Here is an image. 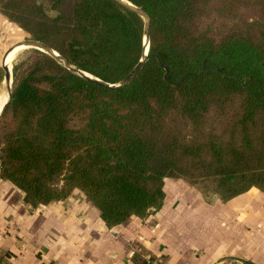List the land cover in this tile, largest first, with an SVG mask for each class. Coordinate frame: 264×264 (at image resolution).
Returning a JSON list of instances; mask_svg holds the SVG:
<instances>
[{"label":"trees","instance_id":"obj_1","mask_svg":"<svg viewBox=\"0 0 264 264\" xmlns=\"http://www.w3.org/2000/svg\"><path fill=\"white\" fill-rule=\"evenodd\" d=\"M126 1L150 18L149 58L126 86L35 49L14 67L0 179L31 209L79 190L109 228L156 212L167 179L205 200L264 194V0ZM0 13L110 85L144 51L142 18L116 0H0Z\"/></svg>","mask_w":264,"mask_h":264},{"label":"crops","instance_id":"obj_2","mask_svg":"<svg viewBox=\"0 0 264 264\" xmlns=\"http://www.w3.org/2000/svg\"><path fill=\"white\" fill-rule=\"evenodd\" d=\"M20 31L0 13V66ZM163 192L156 212L109 228L79 190L31 209L0 179V262L13 256L19 264H134L143 251L145 264H264L263 193L205 200L173 179Z\"/></svg>","mask_w":264,"mask_h":264},{"label":"water","instance_id":"obj_3","mask_svg":"<svg viewBox=\"0 0 264 264\" xmlns=\"http://www.w3.org/2000/svg\"><path fill=\"white\" fill-rule=\"evenodd\" d=\"M119 4H121L122 6H124L125 8L135 12L138 16H140L144 22V28H143V45H144V51L142 54V57L140 59V61L138 62V64L134 67V69L119 83L117 84H113L110 85L108 83L102 82L97 78H94L93 76L73 67L72 65H70L68 63L67 60H65L64 58H62L56 51L52 50L51 48L47 47L46 45H44L41 42L38 41H34V40H30V39H26L23 40L21 42H19L20 44L24 45L27 48L30 49H35L38 50L40 52H43L49 56H52L53 58H55L60 64L63 65L64 68H66L67 70L71 71L72 73L78 75L79 77L90 81L92 83L98 84L100 86L112 89V90H117L120 89L124 86H126L127 84H129L141 71V69L143 68L145 62L148 60L149 55H148V51H149V24H150V18L149 16L142 11L141 9L135 7L134 5H132L131 3H129L126 0H116ZM18 44V43H17ZM15 44V45H17ZM14 46V45H13ZM12 46V47H13ZM9 48L7 51H10ZM7 53V52H6ZM0 69H2V71L4 72V81L6 83H11L8 86L7 89V101L6 103L3 105L1 112H0V118L3 116L7 105L10 103L11 98H12V75L11 73L4 67V66H0Z\"/></svg>","mask_w":264,"mask_h":264},{"label":"rangeland","instance_id":"obj_4","mask_svg":"<svg viewBox=\"0 0 264 264\" xmlns=\"http://www.w3.org/2000/svg\"><path fill=\"white\" fill-rule=\"evenodd\" d=\"M250 14H252V12H248V13H246V15H248L249 17H250ZM16 26V25H15ZM17 27V26H16ZM18 28V27H17ZM20 29V28H19ZM21 30V29H20ZM21 32V38H20V41H18L17 43H19V42H21V41H23V40H26V39H28L27 38V35L21 30L20 31ZM17 43H15V44H17ZM15 44H13V45H15ZM12 45V46H13ZM11 46V47H12ZM7 52V51H6ZM6 52H5V54H6ZM4 55V54H3ZM2 55V56H3ZM35 58V56H34V54L32 53V49H30V48H27V49H25V50H23V51H20L19 53H18V55L16 56V58L14 59V61H13V63H12V66H11V68H10V70H11V75H12V88L14 87V77H13V72H14V67L15 68H17V70H18V74L20 75H23L26 71H27V69H28V67H29V65L31 64V62L33 61V59ZM3 76H4V72L2 71V69H0V77L3 79ZM3 82V81H2ZM2 93V95H1V97H0V100H2V97L3 96H5L6 98H7V88H6V85H5V81L3 82V83H1V85H0V94ZM3 117V116H2ZM1 117V118H2ZM1 118H0V120H1ZM212 198H214V197H212ZM211 198V199H212ZM210 199V200H211Z\"/></svg>","mask_w":264,"mask_h":264},{"label":"bare ground","instance_id":"obj_5","mask_svg":"<svg viewBox=\"0 0 264 264\" xmlns=\"http://www.w3.org/2000/svg\"><path fill=\"white\" fill-rule=\"evenodd\" d=\"M27 49V47H25L24 45L18 43L17 45H14L12 47V49H10V51L7 52L6 56H5V59H4V67L11 73V66H12V63L14 61V59L16 58V56L18 55V53L20 51H23ZM11 83H6L5 82V85H6V88L8 89V86L10 85ZM7 101V98L5 96L2 97V102L1 105H0V112H1V109L3 107V105L6 103Z\"/></svg>","mask_w":264,"mask_h":264},{"label":"built area","instance_id":"obj_6","mask_svg":"<svg viewBox=\"0 0 264 264\" xmlns=\"http://www.w3.org/2000/svg\"><path fill=\"white\" fill-rule=\"evenodd\" d=\"M0 264H19L18 260L16 257H10L8 258L5 262H0Z\"/></svg>","mask_w":264,"mask_h":264}]
</instances>
